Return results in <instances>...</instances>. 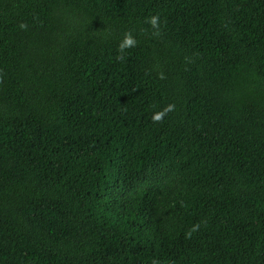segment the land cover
<instances>
[{
  "label": "trees",
  "instance_id": "obj_1",
  "mask_svg": "<svg viewBox=\"0 0 264 264\" xmlns=\"http://www.w3.org/2000/svg\"><path fill=\"white\" fill-rule=\"evenodd\" d=\"M0 264H264V0H0Z\"/></svg>",
  "mask_w": 264,
  "mask_h": 264
},
{
  "label": "clouds",
  "instance_id": "obj_2",
  "mask_svg": "<svg viewBox=\"0 0 264 264\" xmlns=\"http://www.w3.org/2000/svg\"><path fill=\"white\" fill-rule=\"evenodd\" d=\"M150 22L155 27V25H156V17H152ZM133 43H134V41L130 37L126 36L125 39L123 40V42L121 43L120 48L123 49L124 47L130 46ZM168 108H171V105H169ZM162 114L163 113H157V114L154 115L153 118L154 119H159Z\"/></svg>",
  "mask_w": 264,
  "mask_h": 264
}]
</instances>
